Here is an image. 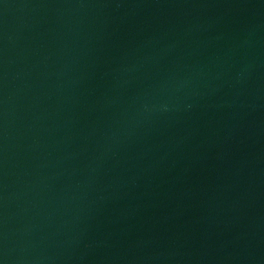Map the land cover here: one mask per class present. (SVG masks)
Instances as JSON below:
<instances>
[{"label": "water", "instance_id": "water-1", "mask_svg": "<svg viewBox=\"0 0 264 264\" xmlns=\"http://www.w3.org/2000/svg\"><path fill=\"white\" fill-rule=\"evenodd\" d=\"M0 264H264V0H0Z\"/></svg>", "mask_w": 264, "mask_h": 264}]
</instances>
